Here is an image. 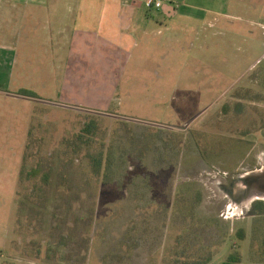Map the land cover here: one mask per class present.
<instances>
[{"label":"rangeland","instance_id":"obj_1","mask_svg":"<svg viewBox=\"0 0 264 264\" xmlns=\"http://www.w3.org/2000/svg\"><path fill=\"white\" fill-rule=\"evenodd\" d=\"M107 1L140 3L132 16L154 19L149 34L124 36V48L112 42L100 58L74 50L64 92L46 86L50 53L35 40L17 48L14 77L29 71L23 83L37 97L26 104L33 117L18 182L26 122L18 102L0 101V264H165L187 245L210 250L212 264L231 250L241 264H264V213L243 200L238 182L248 164L235 169L241 152H226L264 124V0H160L151 10L146 0ZM56 2L51 11L64 21L62 3L74 2L69 12L79 18L91 3ZM157 17L172 18L171 30ZM191 18L204 20L198 32L180 25ZM19 28L0 25V33L17 39ZM95 156L109 166L105 179L93 172ZM34 183L42 190L32 198Z\"/></svg>","mask_w":264,"mask_h":264},{"label":"crops","instance_id":"obj_2","mask_svg":"<svg viewBox=\"0 0 264 264\" xmlns=\"http://www.w3.org/2000/svg\"><path fill=\"white\" fill-rule=\"evenodd\" d=\"M50 1L51 0H0V25L7 24L9 28L11 25H18V28L20 27L17 38L19 40L12 39V36L10 35L11 33H8V35L0 33V101H12V103L18 102L13 105L19 107V115L22 116L23 122H26L25 130L27 131L26 139L22 145L23 150L19 151L22 152V155L26 148L27 135L30 128V123L28 122H30L33 117L30 114L28 117L27 111H25L26 104L29 100H35V98L17 93L21 89L29 90V88H26L25 83H23L26 81L25 78L29 71L22 67L19 68L21 79L18 78V80H16L13 74L17 62V48L20 50H28V43H25V41L28 42L35 40L34 46L37 48H43L47 54L50 53L52 55V67H54V70L49 73L50 77L52 75V78L49 79L52 83L46 84V86L51 89L54 88L56 93L59 94V90L64 92L69 88L68 77L64 75L69 72V64L70 66L73 65L74 50L77 48L80 50H86V48L88 49L90 47L89 50L97 53L99 58L101 56L104 57L107 55V47L112 46L110 45L112 42L116 47L117 43L119 41L121 42V39L124 36H128V39L133 38L135 35H141V37L147 36L154 21V19L145 20V18L139 19L132 16L135 11L134 9L142 6L140 3H136L135 1H119L111 3L107 0H89L91 2L89 3L90 5L88 3L85 5L87 11L83 12L80 18L69 12V9L73 12L75 7L74 2L62 3V5L67 8V12L63 14L66 17V21H64L60 20L63 19L61 13L57 16L56 13H52L51 11V9L59 8V3H55L56 0L52 2ZM143 5L146 10L152 9L151 7H147L144 1ZM169 18L157 17L155 21L156 24L163 25L164 29L169 31L171 30V25L174 24L171 22L172 18ZM56 19H59L58 24ZM51 21H53V24ZM76 21H79L78 25H76ZM187 21L194 25L196 32L199 31L198 25L204 23L203 19L191 18L189 20H182L180 25L186 26ZM213 21L217 22L218 20ZM214 22L210 24L211 28L216 26ZM47 23L53 26L50 32L46 31L41 35L29 34L28 29L38 31L39 25L41 26ZM181 30H184V27H182ZM111 31H114V37L109 34ZM158 32H160V30H158ZM14 40L19 43H16L17 45L14 44V42H16ZM38 41H41V43H37ZM121 47V45L119 47L117 46L119 49H121ZM122 48H124V46ZM185 67L186 66H184V71ZM60 72L63 74V77L61 76L63 79L62 83L59 78H57V82L54 80V76L59 77L58 74ZM227 136L226 133L219 134V137ZM228 137H233L235 139L234 135ZM236 139L233 141L235 148L226 147V152L229 150L233 151V153L237 150L238 152H241L239 160L234 161L235 169L238 167L237 164L240 165L242 162H247L248 164L246 172L258 170L263 167L264 124L260 125L256 132H248L245 135H242L240 139ZM221 152L222 151H220V153ZM20 158H22L21 155ZM20 167L21 164L19 165V168L16 167L17 173L15 178L17 182L19 180ZM235 169L234 167L230 168V170Z\"/></svg>","mask_w":264,"mask_h":264},{"label":"trees","instance_id":"obj_3","mask_svg":"<svg viewBox=\"0 0 264 264\" xmlns=\"http://www.w3.org/2000/svg\"><path fill=\"white\" fill-rule=\"evenodd\" d=\"M18 93L25 95L27 97H33V98L37 97L33 91L27 90V89H21L19 90ZM88 129L90 130L91 128L88 127ZM88 129L86 128V130ZM78 137L81 138V135H79ZM202 156L204 155L202 154ZM26 157L27 156H24V155L22 157L23 165H22L20 172H23V167L26 162ZM91 161H92V166H93V172L99 176L101 175V172L103 171V179H105L107 177V172H108L107 170L109 169V166L103 167V165L101 164V161H102L101 156L100 158L99 157L97 158L96 156L92 157ZM39 166H41L40 161L38 162L37 167L32 168V170L28 173V176H30L32 180L36 179V176L39 174L40 172ZM50 173H51V169H49L47 173L44 174V179H43V184L45 185L44 187L48 186V177ZM40 186L41 185L37 186L36 183L33 184L31 188V192H30V195L32 196L30 197L33 198L37 196L36 192H38L40 188L42 190V187ZM252 207L255 210L256 214L264 213V201L263 200H256L252 204ZM238 237H240V239H244V231L242 229L238 231ZM212 255L213 253L204 246H198L197 248L194 249L187 245V246L182 247L181 249L175 248L169 254V259L167 261L166 260L164 261H166L165 264H212L211 263ZM220 264H241V255L238 251L231 250Z\"/></svg>","mask_w":264,"mask_h":264},{"label":"water","instance_id":"obj_4","mask_svg":"<svg viewBox=\"0 0 264 264\" xmlns=\"http://www.w3.org/2000/svg\"><path fill=\"white\" fill-rule=\"evenodd\" d=\"M243 200L252 203L255 200H264V166L258 170L246 172L238 178Z\"/></svg>","mask_w":264,"mask_h":264},{"label":"built area","instance_id":"obj_5","mask_svg":"<svg viewBox=\"0 0 264 264\" xmlns=\"http://www.w3.org/2000/svg\"><path fill=\"white\" fill-rule=\"evenodd\" d=\"M145 5L147 7H155L159 9L162 7V2L160 0H146Z\"/></svg>","mask_w":264,"mask_h":264},{"label":"bare ground","instance_id":"obj_6","mask_svg":"<svg viewBox=\"0 0 264 264\" xmlns=\"http://www.w3.org/2000/svg\"><path fill=\"white\" fill-rule=\"evenodd\" d=\"M249 203H250V201L248 200V201H247V204H249Z\"/></svg>","mask_w":264,"mask_h":264}]
</instances>
